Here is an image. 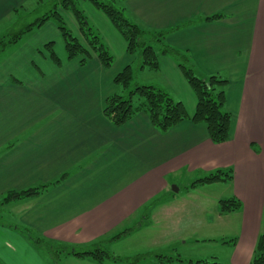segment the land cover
Wrapping results in <instances>:
<instances>
[{
    "label": "crops",
    "instance_id": "1",
    "mask_svg": "<svg viewBox=\"0 0 264 264\" xmlns=\"http://www.w3.org/2000/svg\"><path fill=\"white\" fill-rule=\"evenodd\" d=\"M30 1L0 0V22L17 8L16 16L27 15ZM120 8L130 20L152 29L195 21L170 33L167 41L187 52L201 76L229 77L230 137L214 144L206 125L190 120L162 133L144 112L115 126L104 107L107 97L120 91L114 83L120 71L105 68L95 55L81 65L78 58L69 60L65 51L58 55V66L43 52L47 73L41 65L37 73L29 72L34 59L25 62V56L22 65L6 70L0 63V200L10 190L68 174L40 195L0 204V211L10 207L13 215L10 223L0 219V264H56L49 252L45 255L34 245L25 232L28 228L51 242L76 248L109 241L158 194L167 192L166 177L180 172L232 167L234 192L248 219L257 223L264 211V151L252 147L264 148V0H121ZM62 13L74 19L70 11ZM214 14L222 17L205 20ZM31 35L33 31L14 46L24 49ZM116 38L124 57L129 55L126 41ZM39 48L33 57H38ZM159 62L163 88L192 116L197 97L178 64L166 55ZM254 233L255 228L242 240L231 264H250L258 238Z\"/></svg>",
    "mask_w": 264,
    "mask_h": 264
},
{
    "label": "rangeland",
    "instance_id": "2",
    "mask_svg": "<svg viewBox=\"0 0 264 264\" xmlns=\"http://www.w3.org/2000/svg\"><path fill=\"white\" fill-rule=\"evenodd\" d=\"M55 1L31 0L28 4L26 3L29 10L27 15L20 13L19 16L13 15L0 22V37L9 29L17 31L27 23L34 21L49 11ZM115 6L119 8L120 2ZM78 8L83 11L93 30L100 34L106 46L109 47L110 44L111 49H109L114 56L111 70L118 73L127 64L132 66L134 77L131 86L129 89L122 90V94L127 95L136 85L159 87L165 85L162 75L157 74V70L148 67L141 68L139 51L134 54L128 53L129 55L124 57L123 47L116 36L122 42L124 38L114 28H111L112 25L108 18L92 2L79 0ZM60 11L63 15L64 10L60 9ZM71 16L68 15V18L64 16L67 26L75 36L84 41L77 29L78 21L75 17L72 19ZM31 36L24 49L11 45L0 50V63L3 64L4 70L11 66L22 65L21 57L25 56V62L28 58L34 59L31 61L34 66L28 63V66L32 65L29 72L37 73L36 67L41 65L47 73L49 70L40 57L45 50V44L54 41V49L59 56L66 51L65 41L52 21L46 22L42 27H36ZM37 48H39L38 57H33V52ZM227 79L229 83L226 90L229 91L230 79L229 77ZM257 149L264 151L261 144L256 145ZM209 173V171L180 172L168 177L169 180L166 177V180L170 182L167 192L158 194L144 210L142 209L131 221L118 228L114 236H119L116 238L112 236V239L109 238V241L102 243V247L114 256L105 258L103 264H152L157 261L158 255L170 257L168 260L170 264H190V262L197 261H201V264H204V261L231 264L230 258L242 248L241 242L247 240L246 235H250L254 228L256 230L254 234L258 233V235L264 230V213L257 218V223L254 219H248L246 208L221 214L220 200L236 197L234 182L222 181L201 184L194 188L189 187L191 183ZM8 208L10 207H6V211H0V219L4 223H10L13 218L12 210ZM253 224H255L254 228L248 227ZM34 245L45 255L49 254L43 246L35 242ZM57 262L59 264H89L85 259L65 254L58 256Z\"/></svg>",
    "mask_w": 264,
    "mask_h": 264
},
{
    "label": "trees",
    "instance_id": "3",
    "mask_svg": "<svg viewBox=\"0 0 264 264\" xmlns=\"http://www.w3.org/2000/svg\"><path fill=\"white\" fill-rule=\"evenodd\" d=\"M36 1L42 2V0ZM78 1L56 0L49 11L34 21L27 23L17 31L9 29V31L0 37V50L18 44L25 35L32 32L36 27H42L46 22L52 21L65 41L66 54L69 60L78 58L81 65H86L95 55L105 68H110L114 63V56L111 54L109 47L103 42L100 34L95 32L90 26L83 11L78 8ZM88 1L92 2L111 21L112 25L126 41L127 52L129 54L139 51L141 68L148 67L158 70L160 67L159 59L162 55L173 58L197 97L195 112L190 116L184 104L174 98L163 87L136 85L127 95H124L122 94V90L130 88L134 77L132 66L129 64L114 78V83L120 88V91L109 95L106 99L104 115L107 119L119 127L128 123L139 112H144L148 115L152 125L162 133L168 132L182 121L190 120L194 123H204L207 127L210 140L214 144L227 142L230 137L232 123V114L226 108V86L229 80L220 73L208 76L198 75L197 70L190 63L187 52L176 48L167 41L170 33L190 26L195 21L189 20L167 29H152L126 17L123 9L115 6L121 0ZM60 9L70 11L74 15L78 21L84 41L72 33ZM18 11V8L14 10L13 15L16 16ZM221 17L222 14H214L207 16L205 20L210 21ZM54 48V41L47 42L43 52H46L54 64L59 66L62 62ZM252 147L256 150L255 145H252ZM67 175V173H64L58 179L36 187L24 190H10L0 200V204L4 205L16 199L40 195L50 187L64 181ZM233 177L234 170L232 167L218 168L211 171L208 175L197 179L189 187L194 188L206 183L232 181ZM219 203L221 214L242 208V202L237 197L221 199ZM25 232L32 242L34 241L43 246L51 254V258L56 264H59L57 262L58 256L63 253L77 257H91L99 262L105 258L114 257L102 247L103 241L90 244L88 247L76 248L68 244L51 242L45 237L35 235L29 228ZM117 236H113L112 238H116ZM169 258L166 255H158L157 260L162 264H170L168 262ZM190 264H201V261L190 262ZM204 264L221 263L204 261ZM250 264H264V230L258 235Z\"/></svg>",
    "mask_w": 264,
    "mask_h": 264
}]
</instances>
